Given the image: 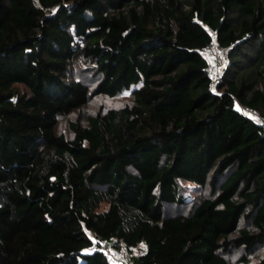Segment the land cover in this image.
I'll return each mask as SVG.
<instances>
[{
	"label": "trees",
	"instance_id": "16d2710c",
	"mask_svg": "<svg viewBox=\"0 0 264 264\" xmlns=\"http://www.w3.org/2000/svg\"><path fill=\"white\" fill-rule=\"evenodd\" d=\"M238 103L264 116V0H0V264H264V125Z\"/></svg>",
	"mask_w": 264,
	"mask_h": 264
},
{
	"label": "built area",
	"instance_id": "2783aa9c",
	"mask_svg": "<svg viewBox=\"0 0 264 264\" xmlns=\"http://www.w3.org/2000/svg\"><path fill=\"white\" fill-rule=\"evenodd\" d=\"M213 36V40L202 48L201 52L203 56L208 60L206 71L211 77L212 87L218 91V83L222 79V69L228 64L229 49L224 47L216 39V31L212 28H208ZM238 108L244 113L250 115L255 121L264 125V116L257 110L238 103ZM99 247L106 255L109 262L112 264H127L126 258L128 257L127 248L122 244L120 248H114L110 243L100 242Z\"/></svg>",
	"mask_w": 264,
	"mask_h": 264
},
{
	"label": "rangeland",
	"instance_id": "374dc122",
	"mask_svg": "<svg viewBox=\"0 0 264 264\" xmlns=\"http://www.w3.org/2000/svg\"><path fill=\"white\" fill-rule=\"evenodd\" d=\"M225 67L222 69L224 71ZM90 82L94 83L95 78L89 77L88 79ZM131 102V96L129 95V92L125 91L122 94L110 98L107 96H96L88 102V104L84 108L85 115L94 114L96 113L100 108L108 109L111 107H120L127 103ZM78 113H75L70 116L69 118H61L58 123L57 130L59 133L66 134L67 136H72V130L69 126V121L74 120L76 118ZM184 191L188 197V201L185 203V205L182 207L184 211H189L191 209V206L193 205L194 201L197 200L201 194H208L207 190H202L196 187L192 183H184L183 184ZM242 251L240 250H234L230 255V259L233 264H236L237 259L239 258Z\"/></svg>",
	"mask_w": 264,
	"mask_h": 264
}]
</instances>
